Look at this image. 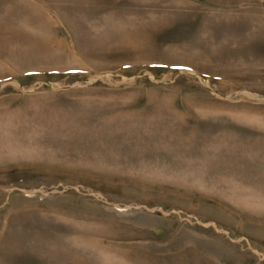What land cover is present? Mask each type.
Segmentation results:
<instances>
[{
	"label": "rangeland",
	"instance_id": "374dc122",
	"mask_svg": "<svg viewBox=\"0 0 264 264\" xmlns=\"http://www.w3.org/2000/svg\"><path fill=\"white\" fill-rule=\"evenodd\" d=\"M0 264H264V0H0Z\"/></svg>",
	"mask_w": 264,
	"mask_h": 264
}]
</instances>
